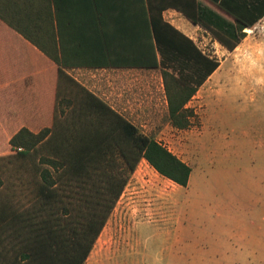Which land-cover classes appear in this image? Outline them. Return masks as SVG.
<instances>
[{
	"label": "trees",
	"instance_id": "trees-1",
	"mask_svg": "<svg viewBox=\"0 0 264 264\" xmlns=\"http://www.w3.org/2000/svg\"><path fill=\"white\" fill-rule=\"evenodd\" d=\"M3 2L7 0H0V9ZM48 4L57 26L45 44L16 25H9L63 68L161 69L167 121L178 130L191 128L198 119L189 105L220 67V61L167 22L163 12L177 9L230 52L247 37L246 30L256 28L264 19V0H48ZM64 12H69L73 20L62 22ZM116 12L122 13V21L110 22L109 14ZM0 19L5 20L1 10ZM64 25L69 44L64 40ZM120 37L121 46L134 51L135 56L121 61L109 56L107 61H101L96 51L103 46L111 54ZM68 46L71 52L82 55L68 56ZM66 79L69 82L66 80L61 89L66 96L57 104L65 120L58 117L56 110L53 128L46 127L38 133L22 128L10 139L16 154L0 157V264H86L127 184L114 170L115 153L128 174L146 160L161 176L185 188L189 185L192 168L187 163L155 138L141 134L84 86L69 76ZM47 141L49 148L44 145ZM44 148L54 156H42L39 164L45 167L34 172L32 165L36 161H32ZM106 166L110 172L105 176L102 170ZM69 170L74 171L78 181L97 171H102L104 177L98 201L92 204L94 210L76 223L63 220L55 210L65 193L60 191L61 171ZM25 174L32 177L25 178ZM63 211L65 215L70 213L68 207Z\"/></svg>",
	"mask_w": 264,
	"mask_h": 264
},
{
	"label": "rangeland",
	"instance_id": "rangeland-1",
	"mask_svg": "<svg viewBox=\"0 0 264 264\" xmlns=\"http://www.w3.org/2000/svg\"><path fill=\"white\" fill-rule=\"evenodd\" d=\"M204 30L200 31L197 44L206 54L216 57L220 67L192 99L189 106L198 119L187 130L175 129L167 121L161 69L120 73L92 69L82 75V86L136 126L141 134L155 138L193 171L185 188L161 176L146 160L128 174L115 153L114 170L127 184L86 264H264L191 261L201 258L196 244L202 245L197 234H192V228L201 222L198 215L210 220L203 211L209 203L215 205L230 192L249 188L264 192V186L252 180L253 176L264 180V19L256 28L246 30L247 37L231 54L220 45L215 46L213 36ZM62 98L59 97L58 105ZM56 110L58 117L65 120L61 107ZM67 112L69 115L71 109ZM1 113L0 107V117ZM34 125L38 131L53 128V120H40ZM12 136L0 129V157L16 154L10 145ZM49 142L44 144L46 148ZM53 154L45 148L39 150L32 161H36L32 165L34 172L45 167L39 164L42 156ZM106 167L102 170L105 176L110 172ZM102 171L81 176L84 180L79 181L73 170L61 171L60 191L65 193L60 205H55L56 214L75 223L84 220L98 201V189L104 181ZM30 207L31 204L25 208ZM64 207L70 209L69 214L65 215ZM176 233L184 234L183 243L175 242ZM216 247L224 251L230 245L221 241Z\"/></svg>",
	"mask_w": 264,
	"mask_h": 264
},
{
	"label": "crops",
	"instance_id": "crops-1",
	"mask_svg": "<svg viewBox=\"0 0 264 264\" xmlns=\"http://www.w3.org/2000/svg\"><path fill=\"white\" fill-rule=\"evenodd\" d=\"M5 3H2L0 9L5 19H0V107L2 112L0 129L6 133L15 135L22 128L38 133L40 131L34 124L40 120H53L59 97L66 96L64 91L61 92L67 80L66 76L82 84V75L92 69L108 73L144 70L136 67H60L22 33L9 25V23L16 25L45 44L50 33L56 30L57 26L54 12L53 16L50 15L48 0H7ZM163 16L167 22L197 44V37L203 30L201 26L193 24L175 8L166 9ZM131 18L135 21V17ZM72 20L69 12L61 15V21L64 23ZM108 20L116 23L122 21V13H110ZM120 38L114 42L111 54H108L101 46L100 51H96V56L101 61H107L109 56L116 61L127 60L128 56L134 57V51L121 46L122 38ZM57 40H59L58 35ZM64 40L67 44L70 43V36L65 25ZM58 45L60 46V43ZM217 45L227 50L215 40V46ZM197 46L205 53L198 44ZM69 49L68 46L67 55L73 56L72 58H77L75 55H82V53L77 55L75 50L71 52ZM235 51L229 52L231 54ZM61 73L64 74L63 77ZM58 88H60L59 91ZM252 180L253 183L264 186V180L260 176H253ZM214 198L218 199L219 196ZM208 205V208L203 211L208 213L210 220H204L198 215L201 222L195 223L192 228V234H197V240L202 243V245L196 244L197 253L201 258H191V261L264 263V192L259 193L252 188L242 192H230L221 198L220 203ZM221 230L224 234L219 233ZM174 235L177 244L184 242V234ZM221 241L228 243L230 248L224 251L218 250L216 245ZM181 261L184 260L181 259Z\"/></svg>",
	"mask_w": 264,
	"mask_h": 264
},
{
	"label": "built area",
	"instance_id": "built-area-1",
	"mask_svg": "<svg viewBox=\"0 0 264 264\" xmlns=\"http://www.w3.org/2000/svg\"><path fill=\"white\" fill-rule=\"evenodd\" d=\"M22 149H19V151H21Z\"/></svg>",
	"mask_w": 264,
	"mask_h": 264
}]
</instances>
